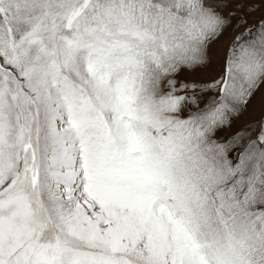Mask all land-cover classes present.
Wrapping results in <instances>:
<instances>
[{
  "label": "snow or ice",
  "instance_id": "obj_1",
  "mask_svg": "<svg viewBox=\"0 0 264 264\" xmlns=\"http://www.w3.org/2000/svg\"><path fill=\"white\" fill-rule=\"evenodd\" d=\"M233 5L264 0H0V264H264V116L217 139L264 88V18L175 79Z\"/></svg>",
  "mask_w": 264,
  "mask_h": 264
},
{
  "label": "rangeland",
  "instance_id": "obj_2",
  "mask_svg": "<svg viewBox=\"0 0 264 264\" xmlns=\"http://www.w3.org/2000/svg\"><path fill=\"white\" fill-rule=\"evenodd\" d=\"M225 11L235 16V19L230 22L231 26L229 30L224 37L211 45L209 52L210 60L206 65L191 69L185 68L175 75L177 88H179L180 83L203 85L211 83L213 79L218 78L220 74L221 57L226 51L230 39L237 34L238 30L245 27V23L248 26L258 25V22L264 18V6L249 10L247 7L244 9H237L235 5H233L231 8L225 9ZM241 17H243V19H241ZM164 87L167 88V84H165ZM193 93L197 96V104L188 107L185 110V116L197 111V106L199 108L205 107L216 95L213 89H202L197 87L196 89L188 88L186 90V94H189L190 98ZM181 94L185 93L182 92ZM262 97H264V88L257 92L252 103L248 106L247 111H245L231 127H224L217 132V139L223 140L225 137H231L244 125L259 121L261 117L264 116V103H262ZM254 107H259V111L253 110L252 108Z\"/></svg>",
  "mask_w": 264,
  "mask_h": 264
},
{
  "label": "bare ground",
  "instance_id": "obj_3",
  "mask_svg": "<svg viewBox=\"0 0 264 264\" xmlns=\"http://www.w3.org/2000/svg\"><path fill=\"white\" fill-rule=\"evenodd\" d=\"M259 107H260V106H259ZM259 107H258V108H255V107H254V108H252V109H253V110L255 109L256 111H259Z\"/></svg>",
  "mask_w": 264,
  "mask_h": 264
}]
</instances>
